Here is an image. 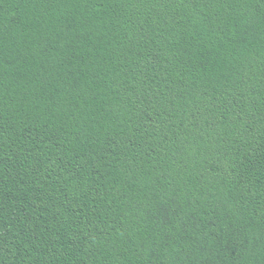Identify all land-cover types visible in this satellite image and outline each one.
<instances>
[{
  "label": "trees",
  "instance_id": "obj_1",
  "mask_svg": "<svg viewBox=\"0 0 264 264\" xmlns=\"http://www.w3.org/2000/svg\"><path fill=\"white\" fill-rule=\"evenodd\" d=\"M0 264H264V0H0Z\"/></svg>",
  "mask_w": 264,
  "mask_h": 264
}]
</instances>
